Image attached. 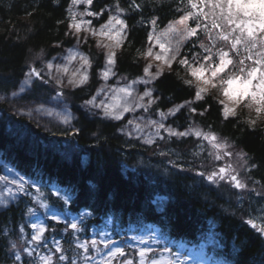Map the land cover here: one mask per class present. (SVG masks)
<instances>
[{
    "label": "trees",
    "instance_id": "16d2710c",
    "mask_svg": "<svg viewBox=\"0 0 264 264\" xmlns=\"http://www.w3.org/2000/svg\"><path fill=\"white\" fill-rule=\"evenodd\" d=\"M129 2L120 0V7L125 9L121 18L128 28L127 39L117 52L115 84L143 75L146 61L138 56L137 49L147 47L151 20L157 19L156 28L161 30L182 15L177 10L183 7L181 0H137L142 6L140 11L130 10ZM114 3L93 0L92 10L108 8L95 23L97 26L107 20L110 12L117 14L114 7H109ZM70 4L71 0H0V95L15 91L30 67L42 69L44 61L73 45L71 36L66 35ZM199 41L209 43L203 33ZM191 43H185L182 55L191 56ZM82 50L90 55L92 67L86 86L65 94L70 128L44 132L29 120L7 112L0 102V160L35 185L42 201L57 208V214L86 213L91 218L86 226L104 218H112L122 228L154 225L170 239L205 244L209 254L230 264H264V240L245 224L264 205V199L256 194L264 192V118L252 130L245 120L254 114L241 107L235 119L224 120L216 103L220 93L214 90L207 102L193 105L200 111L208 107L205 116H191L182 110L169 124L178 131L192 125L215 133L230 145L231 157L216 160L210 155L213 149L207 147L209 144L194 136H163L151 146L144 145L120 134L121 123L82 110L81 104L99 88L98 72L103 63L93 42L84 44ZM193 51H200L199 43ZM173 69L150 85L156 101L150 113L167 111L192 98L194 89L183 84L189 77L178 65ZM41 90L50 95L55 88L34 81L28 98L33 99ZM241 152L247 154V163L240 165L237 173L247 189H233L224 181L210 184L197 175L233 159L240 161ZM52 185L57 188L55 194L47 191ZM157 197L163 199L161 211L152 205ZM40 209L38 202L22 195L0 210V264H43L41 257L49 256L52 264H71L75 254L71 250L77 246L71 243L72 231L64 223L45 217L41 242L32 241L29 219ZM57 243L60 252L56 251ZM60 256L66 259L60 260Z\"/></svg>",
    "mask_w": 264,
    "mask_h": 264
},
{
    "label": "snow or ice",
    "instance_id": "6c2138e0",
    "mask_svg": "<svg viewBox=\"0 0 264 264\" xmlns=\"http://www.w3.org/2000/svg\"><path fill=\"white\" fill-rule=\"evenodd\" d=\"M80 4L87 6L83 12L69 9L66 35L75 38L77 46L82 43L87 44L89 36L97 38L96 48L104 50V68L99 75L107 83L111 77L116 75L117 50L123 47L124 41L127 39L128 25L121 18L125 9L120 7V0H115V3L109 7H114L117 14L113 15L110 12L107 22L101 24L97 29L92 27L91 20L85 21L83 17L99 18L108 8L94 11L92 10L93 0H71L72 6ZM181 5L183 7H178L177 10L181 11L182 15L170 20L160 33L156 32L157 19H152L153 28L148 34L147 47L143 50L137 49L138 56L145 61L159 62L155 71H153L152 63L148 62L143 67V76L124 86L112 88L111 92L117 99V103L110 104L105 100L97 103L96 97L104 92L102 87L97 90L96 96L85 101V106L90 109H99L103 118L110 120H122L125 118V113L135 112L137 109L147 112L156 102L153 98L154 89L148 88L147 85L153 84L163 76L165 69L173 71V65H178V68L183 69L189 77V79L183 80V84L194 89V94L191 99L170 108L167 113L159 112L160 121H149V124L155 128V136L164 139L163 136H160L161 130H164L168 137L194 136L198 140L207 141L212 146L215 150L214 158L216 160L231 157L232 153L228 151L230 145L227 141H221L215 133L204 132L199 127L192 125L184 131H176L171 127H166L163 121L168 116H175L182 108H187L191 116H205L209 111L208 107H204L200 111L192 105L201 101L207 102L208 97L215 90L222 96L216 100V103L222 106L219 111L224 120L235 119L238 109L242 107L247 109L250 114H254L249 115L245 123L252 130L256 129L258 121L264 118V0H187V3L181 0ZM128 8L132 11H140L142 6L137 0H130ZM77 16H80L81 19L77 20ZM82 32L87 35L82 36ZM201 33L206 36L209 42L207 45L199 41ZM161 37L169 39L167 42H162ZM172 37L175 38L174 43ZM193 38L196 39L193 40ZM189 41H192L189 48L190 57L187 53L181 54V49ZM218 42L223 43L218 46ZM197 43H199L200 51H193L197 47ZM156 48L159 50L154 51ZM64 59L65 63L63 64L45 63L44 67L47 71L43 72L30 67L28 78L24 81L23 87L31 86L33 79L39 81L41 86L54 84L56 94L53 99L65 104L63 116L64 122L68 123L70 114L67 111L63 89L66 87L81 88L88 83V70L92 67V59L90 55L81 52L79 47L69 49L68 55ZM73 62H78L79 66L70 70ZM177 75L179 76V71H177ZM137 84L146 86L142 94L136 92L134 85ZM128 124H134V121L128 120ZM135 128L139 131L140 124L135 123ZM144 142L152 144L155 140L150 137ZM246 155L243 152L239 154L244 163H247L244 159ZM197 175L206 179L210 184L224 181L238 190H245L248 187L239 179L236 169L230 164L207 174L200 171ZM19 188L23 190V184ZM256 194L264 199V192ZM45 207L47 206L45 205ZM55 215L53 213V217ZM246 223L264 235V226L258 225L253 220H247ZM68 226L74 232L81 230L76 223H70ZM32 228L36 230V234L31 237L32 241L40 243L46 231L44 225L32 224ZM144 242L141 240V243ZM109 243L111 242L105 243L104 247L109 248ZM96 245L97 241L92 240V248H96ZM77 247L82 248L85 253L88 252V242L78 244ZM56 251H62L58 243ZM149 251L151 250L142 249L139 251L140 264H146L145 258ZM118 256H125L124 250L120 247L111 248L103 264H113ZM20 259L21 257L17 255L16 260ZM41 259L43 264H52L50 256L41 257ZM65 259L64 256H60V260ZM71 264H75V261H72ZM120 264H133V261L123 260ZM151 264H183V262L178 258L175 261L161 258L160 260L153 259Z\"/></svg>",
    "mask_w": 264,
    "mask_h": 264
},
{
    "label": "rangeland",
    "instance_id": "374dc122",
    "mask_svg": "<svg viewBox=\"0 0 264 264\" xmlns=\"http://www.w3.org/2000/svg\"><path fill=\"white\" fill-rule=\"evenodd\" d=\"M86 7L87 6L85 4H80L79 6H72L70 4L69 9L71 8L72 11H76V12H83ZM99 18L84 16L83 20H85V21L91 20L92 21V27H95L98 29L101 24L97 26L95 23L98 21ZM80 19H81V17L77 16V20H80ZM117 27H119V26H117ZM152 28H153V26H151L150 32L152 31ZM163 29L159 30L156 28V32L160 33ZM81 35L83 36V35H87V34L82 32ZM71 39H73V45L71 47L65 48L62 51V53L59 54L56 58H52V59H49L47 61H44L42 63V69H38V70H41L42 72L47 71L44 67L45 63H47V62H52L54 65L65 63L64 58L68 55L69 49L79 47V50L81 52L85 53V51L82 50V46L84 44L82 43L79 46H77L75 38H73L71 36ZM96 39L97 38H94L91 36L88 37V41L94 43V47H95L96 52L99 55H101L103 58V67L99 71V73H100L104 68V50L96 48V46H95L96 45ZM168 39L169 38H167V37H161L162 42H167ZM172 40L174 43L175 38L172 37ZM118 50H117V52H118ZM158 50H159L158 48L154 49V51H158ZM146 62L152 63L153 71H155V69L159 66V62L155 61V60L146 61ZM78 66H79L78 62H73V64L70 66V70L74 69ZM165 71H168V70L165 69ZM27 74H26L25 78L21 81V83L19 84V86L17 87V89L15 91H13L12 93H10L7 96L0 95V102H2L3 104L6 105L7 112H9L10 114L15 115L17 117L26 118L27 120L33 122L38 127H40V129L44 132L69 129L70 123H71V113H70L69 108L66 104L67 111L70 114V119H69L68 123H65L64 122V116H63L65 104L62 102H58L57 100L53 99V97L55 96L56 93H54L52 96H49L44 90H41L35 94V97L33 99L28 98L29 97L28 95L30 94V91L34 85L35 80L33 79V83L31 86L23 87L24 81L28 78ZM113 79H114V76L111 77L107 81V83H105V81L102 80L100 78V75H99L100 86L98 89L103 87L104 92L101 93L100 96L96 97L97 103H99L101 100H105L106 103H110V104L111 103H117L118 101H117V99L114 98V94L111 92V89L115 88L117 86H124L126 84L131 83V82H128V83L123 82L121 84H117V83L115 84L112 82ZM53 86L55 88L54 84H53ZM84 86H86V84ZM148 86L149 85H147V87ZM22 87H23V90H22ZM145 87L146 86L143 84L134 85L136 92L139 94L143 93ZM76 89H79V88L66 87L63 89V91L66 93V92H70V91H73ZM94 96H96V94H94ZM106 97H107V99H105ZM221 98H222V96H221ZM81 107H82L83 111H86L90 114L97 115V116H100L103 118L102 113H100L99 109H90L89 107L85 106V102L81 105ZM182 109H184V108H182ZM147 112H145L143 109H137L135 112L125 113V118L122 120H110V119H105V118L104 119L107 121H111V122H123V125L121 128V134L123 136H125L126 138H129V139H138L143 144L151 146V145L155 144V142L157 140H161V139L159 137L155 136V128L149 124V121H152V120L160 121V116L158 114L159 112H157L153 116H149L147 114ZM167 112L168 111H166L165 113H167ZM179 112H177L176 114H178ZM49 113H51V114H49ZM171 117H173V116H168L167 119H165L163 121V123L165 124L166 127H171L168 124V119ZM128 120H133L134 124H128ZM135 123L140 124L141 129L139 131L136 130ZM171 128H173V127H171ZM129 133H131V134L129 135ZM160 136L168 137L167 133L164 130L160 131ZM150 137L154 138L155 142L152 144H146L144 141ZM168 138L180 139L177 137H168ZM207 147L210 149H213L210 144ZM210 152H212V155L214 156L215 150L214 149L210 150ZM229 164L232 165V167L236 169V172H238V169H239L238 167L240 165H243L244 161L243 160L236 161L235 159H233V160H230L228 162L221 164L219 167H223V166H226ZM21 184H23V190H20V188H19V186ZM28 187L29 186H28L27 182L24 181L23 179H21V177L16 174L14 169H12L10 166L6 165L5 163H3L0 160V210L3 208H6L10 204H12L20 194H25L26 191L28 190ZM154 205L162 206L161 202L159 200H156L154 202ZM253 221H256L257 224L260 226H264V205L262 206V209H260V211L258 213V217L253 219ZM37 224H39V223H37ZM141 240H143L145 242L141 243ZM107 241L108 242L110 241L111 242L110 244L114 245L113 244L114 241H112L111 236L110 237L105 236L102 238V242L104 244L108 243ZM130 244L137 249V255H138L139 251L142 249L155 250L156 248H158V246H157L158 244H160L162 248L165 245L164 240L159 238L158 233L156 231H153L152 234L139 233L135 236H132ZM102 248H104V247H99V249H96L98 264H103L104 260L107 257V254H108L105 252V249H102ZM100 249H102V250H100ZM150 252L151 251L148 252V254L145 258L146 264H150L149 261H151L155 257L157 258V260H160L161 258H166V257H167V259H171L174 261L177 260V258H171V252L170 251L165 250V252H161L160 254H158L156 252L155 254H157V255H154V257H151L149 255ZM163 254L165 256H163ZM177 256H178V254H177ZM191 256H193V254L190 252L188 254V258H190ZM197 256H199L201 258L202 257L206 258L203 251H200L198 249H196V252L194 253V257H197ZM123 260H131V261H133V264H140L139 255H138V259H135L132 256H127V257H124ZM179 261H182L183 264H186L188 262V261H185V259H183V258H180ZM120 262L121 261H118L119 264H120ZM191 262H192L191 264H205L202 260H199V259L193 260Z\"/></svg>",
    "mask_w": 264,
    "mask_h": 264
}]
</instances>
